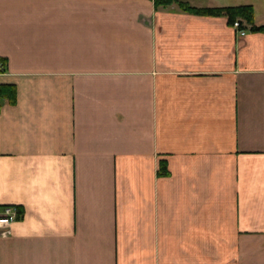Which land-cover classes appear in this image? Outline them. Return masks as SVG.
Here are the masks:
<instances>
[{"label": "crops", "instance_id": "0c3cea01", "mask_svg": "<svg viewBox=\"0 0 264 264\" xmlns=\"http://www.w3.org/2000/svg\"><path fill=\"white\" fill-rule=\"evenodd\" d=\"M192 8L264 0H177ZM153 0H0V264H264V33ZM166 161L168 175H160Z\"/></svg>", "mask_w": 264, "mask_h": 264}, {"label": "trees", "instance_id": "16d2710c", "mask_svg": "<svg viewBox=\"0 0 264 264\" xmlns=\"http://www.w3.org/2000/svg\"><path fill=\"white\" fill-rule=\"evenodd\" d=\"M155 8L168 7L170 5L176 4L182 12L188 14L203 16V17H223L226 19L229 26H233L235 22H238L239 29H248L251 32L264 33L263 26H255L254 24V11L251 6H235V7H223V8H192L188 4L177 1V0H153ZM5 61L0 59V66L3 67ZM0 67V71L1 70ZM16 100V92L14 86L0 85V103L3 101H8L10 104H14ZM168 169L166 161L160 162V175L167 176Z\"/></svg>", "mask_w": 264, "mask_h": 264}, {"label": "built area", "instance_id": "2783aa9c", "mask_svg": "<svg viewBox=\"0 0 264 264\" xmlns=\"http://www.w3.org/2000/svg\"><path fill=\"white\" fill-rule=\"evenodd\" d=\"M236 32L240 35H244V30L239 29L238 22H235L232 26ZM19 210L17 207L14 206H6L3 208L2 212L0 213V237L7 238L9 237L11 232L12 224L18 219Z\"/></svg>", "mask_w": 264, "mask_h": 264}]
</instances>
